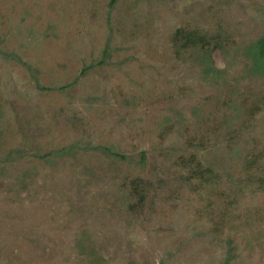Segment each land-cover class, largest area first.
<instances>
[{
  "label": "rangeland",
  "instance_id": "1",
  "mask_svg": "<svg viewBox=\"0 0 264 264\" xmlns=\"http://www.w3.org/2000/svg\"><path fill=\"white\" fill-rule=\"evenodd\" d=\"M178 28L221 34L218 73L198 47L175 53ZM262 36L264 0H0V48L21 60L0 57V264H222L230 247L264 264L248 181L264 177V76L245 54ZM74 142L126 160L47 157ZM194 154L213 175L188 179Z\"/></svg>",
  "mask_w": 264,
  "mask_h": 264
},
{
  "label": "trees",
  "instance_id": "2",
  "mask_svg": "<svg viewBox=\"0 0 264 264\" xmlns=\"http://www.w3.org/2000/svg\"><path fill=\"white\" fill-rule=\"evenodd\" d=\"M2 41L0 39V45ZM171 44L173 49L175 50V53H178L179 50H187V49H194L198 47L200 50L205 53V57L202 59V63H204V73L207 76H214L215 73H218L217 70H215L211 66L210 62V52L217 51V50H223V44H222V36L219 32H216L214 34H207L206 32H202L198 29L193 30H185L183 28H178L175 30V32L172 35L171 38ZM246 57L249 58L251 62V66L249 68V72L251 74L255 75H262L264 76V36L258 38L255 42H253L248 48L245 50ZM0 57L6 61H17L18 63H21V60L18 56H16L13 53L6 52L0 48ZM110 57V47L109 42L105 45L101 59L97 62L92 63L90 66H87L82 69L81 75L85 74L86 71L92 69L95 65L101 66L107 63V59ZM37 89L39 90H47L46 87H41L37 80L35 82ZM72 83L67 84L66 86L58 88L60 91H63L69 87H71ZM79 150H95L103 153L104 155L111 157V158H118L120 160H126L125 156L119 154L118 152L113 151L111 147H104V146H88L87 144H84L82 142H74L72 145L54 150L50 152L47 157H67V156H73L77 151ZM204 147L198 146L197 147V153L204 152ZM22 154L21 151H17V155ZM35 157L42 158V156L36 154ZM44 159V158H42ZM145 154H140V163H144ZM254 160H252L253 163ZM255 162V161H254ZM184 167L188 168L189 173V180L191 178L195 179H204V174H208L210 176V167H204L201 164V161L198 159V155L194 154L191 155L186 162H184ZM213 175V174H211ZM249 182H255L260 190L264 192V177H260L258 180H254L251 178V175L248 176ZM123 187H126L125 184H122ZM128 191L129 196L134 199L133 203L129 205L131 209H135V211L141 209L145 204L146 201L149 199V188L151 187L150 182L140 178L136 177L129 181L128 185ZM227 244L231 246L232 240L227 239ZM232 247H230V250L228 254L225 256L222 264H231L233 261V255H231Z\"/></svg>",
  "mask_w": 264,
  "mask_h": 264
}]
</instances>
